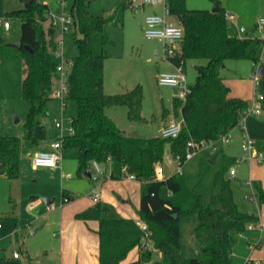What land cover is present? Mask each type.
Instances as JSON below:
<instances>
[{
  "label": "trees",
  "instance_id": "obj_1",
  "mask_svg": "<svg viewBox=\"0 0 264 264\" xmlns=\"http://www.w3.org/2000/svg\"><path fill=\"white\" fill-rule=\"evenodd\" d=\"M23 1V8L7 12L6 17L20 21L19 40L30 48L18 54L24 60L26 71L22 94L29 101L26 139L33 146L47 139V127L41 118L49 116V102L56 99L55 82L60 75L58 66L62 58L57 54L56 30L51 23L48 29L43 25L50 13L49 5L43 0ZM86 2L73 0L71 7L74 23L68 35L73 37L77 54L72 59L66 55L70 68L65 104L67 107V102H74L77 112L72 116L75 133L64 137L61 151L64 158L77 161L79 176L92 172L93 161L111 162L124 169L125 175L132 174L142 182L139 217L151 232L148 238L151 247L140 249L142 231L135 220L109 216V208L100 203L77 213L78 219L99 221V264H120L136 248L140 250L138 258L127 264H234V234L246 231L258 217L239 209L230 179L225 176L226 167L214 178L217 192L212 193L209 202L189 188L182 175L174 173L158 179L155 168L164 161L167 152L174 160L177 155L184 156L191 139L196 143L214 140L237 125L250 104L229 96L230 89L221 70L230 59L259 62L264 38L229 34L226 12L220 6L218 12H213L189 8L187 0H166L170 15L184 28L176 54L168 59L172 64L182 65L184 70L192 61L197 71L195 82L190 84L191 93L184 101L176 98L174 102L175 116L181 115L185 126L177 138L127 135L106 114V108L125 106L130 121H145L143 89L137 85L123 94L105 92L106 46L111 42L107 26L113 20L91 15ZM123 4L126 8L133 1ZM23 146L21 138L0 134V176L9 180L20 177ZM256 186L264 203V190ZM191 217L197 218L194 232L203 240L201 257L185 254L183 222ZM156 254H160V259L153 260ZM0 264L22 262L6 257L0 259Z\"/></svg>",
  "mask_w": 264,
  "mask_h": 264
},
{
  "label": "rangeland",
  "instance_id": "obj_2",
  "mask_svg": "<svg viewBox=\"0 0 264 264\" xmlns=\"http://www.w3.org/2000/svg\"><path fill=\"white\" fill-rule=\"evenodd\" d=\"M43 1L49 5L50 11L47 20L43 23L45 29H48L51 15L56 14L58 8L61 9L59 14L71 12L73 0ZM126 1L128 0H87L86 2V8L91 15L111 17L113 20L107 26V34L111 42L106 46L107 57L104 64L106 92L110 95L123 94L137 85H141L144 93L142 116L145 121H130L125 106H114L112 108L114 110L109 112L118 127L127 135L160 136L163 124L172 118L174 102L177 97L173 87L159 84L158 75L163 71H176V68L164 56L163 45L161 47L157 40L145 37L144 22L148 14H163V4L159 3L154 6L153 4H144L142 0H132L133 4L124 8L123 3ZM3 3L7 4V8L23 6V0H3ZM216 3L226 13L235 15L234 21L226 20L229 34L242 37L252 33L264 38V25L259 24L260 18L264 17V0H187L189 8L210 11L213 10ZM134 4L137 6H133ZM6 10L0 13V17H6ZM167 16L176 21L172 15ZM10 21L11 29L9 31L0 28V38L3 42L0 41V134L21 138L25 147L22 150V168L24 170L21 177L13 181L4 177L0 178V224L2 225L0 228V259L11 256L12 252L17 250L21 254L22 264H58L57 261H63L66 264H79L78 261L82 257H78L75 249L65 245L61 247L60 238L53 236L54 227L44 226L45 222L42 221L38 223L36 221L33 226H29V222L41 213L40 206L47 208L53 216L57 217L62 215L63 218H69L75 212L73 218L76 219V213L95 206L97 203L87 196V191L91 186L89 179L91 174L89 178L80 177L77 173L76 160L65 158L63 162L65 163L66 176L71 174L74 178L67 181L77 185V193H74L75 199L72 200L63 195L60 183L61 173L44 175L42 174L44 172L33 171L30 168L31 153H25L29 147L25 127L29 101L22 94V82L26 72L25 63L18 54L20 50L9 45L18 41L21 25L18 19L10 18ZM56 32H59L57 38L63 37L60 31L56 30ZM3 44L7 45L5 50H3ZM65 48L70 59L77 54L76 45L70 34H67ZM158 48H162V53L159 56L155 55V49ZM199 62L205 63V60ZM261 66H264V48L260 61L257 63L247 59L227 60L221 74L226 77L227 85L230 88L229 95L252 103L255 81L251 74L258 73ZM185 71L188 82L193 84L197 71L193 67L192 61L188 62ZM259 80L264 82V77ZM60 105L58 99L49 102L51 115H60ZM261 110L264 113V107H261ZM76 112V104L67 102L64 116L66 124L67 118L75 116ZM41 119L47 127L49 136L53 132L52 121L47 117ZM238 132L239 129L236 128L230 146L218 143L219 150L217 152H212L210 148L200 150L193 159L183 166L182 180L189 188L201 193L205 201L209 202L212 193L217 192L214 187V178L226 167L225 176L230 179V186L239 209L244 213L254 214L258 217V221L255 223L259 226L257 229H247L242 233L234 234V264H244L248 258L261 261L264 264V233L262 235L260 230V227L264 226V203L260 200L259 189L256 186L257 182L261 184L264 182V169L259 168L260 163L251 165L249 161H238L243 155L241 142L236 137ZM44 142L41 141L38 145ZM234 156H237L238 159L236 157L235 159ZM212 158H215L214 162H211ZM160 164L164 168V177L177 169L176 161L169 152L166 153L164 161ZM24 167H27L28 171L25 172ZM230 169L235 170V177L230 176ZM106 175L109 177L106 187L109 188V181L120 186L114 188V194L110 197L111 201H100L103 206L109 208L108 215L113 217L123 215V212L117 208L120 199L130 213L137 216L139 214L140 182L131 180L126 175L111 177L109 170ZM249 178L254 181V191L247 184ZM101 190L102 187H99V191ZM45 192H49V194ZM45 198H53L54 201L48 205ZM196 224L197 218L195 217L186 218L183 222V243L187 257L202 256L203 240L195 235ZM36 230L38 232L32 234ZM4 234L6 235L4 236ZM18 237L19 240H25L22 248ZM21 249L27 250L30 255ZM134 253L135 249L120 264H126ZM86 261L87 264H92L93 258L89 256L82 262Z\"/></svg>",
  "mask_w": 264,
  "mask_h": 264
},
{
  "label": "built area",
  "instance_id": "obj_3",
  "mask_svg": "<svg viewBox=\"0 0 264 264\" xmlns=\"http://www.w3.org/2000/svg\"><path fill=\"white\" fill-rule=\"evenodd\" d=\"M154 0H142L145 4H153ZM157 4L162 3L164 5L165 13H151L148 14L145 18L144 22V35L148 39H155L163 44V54L168 59L169 57H173L176 54V50L179 47L183 36H184V28L183 26L172 19L169 18L170 15L168 6L166 4V0H156ZM60 9V8H59ZM60 11L56 14L51 15V26L60 31L62 34V38L58 40V48L57 54L61 56L62 61L58 66L59 78L55 82V90L54 95L56 99H58L61 103V116L55 117L53 119L54 126L56 127L58 133L56 139L51 143L50 150H42L38 151L34 154L32 158V164L34 167H48V168H56L59 166V162L63 159V154L61 151L62 142L64 137L73 135L75 130L72 126V116L67 118V124L65 122L64 116L66 112V100L65 96L67 93V82L66 78L68 75V70L70 68V63L66 60L65 53V36L71 31L74 17L72 13L59 14ZM225 17L228 20H234L235 15L230 13H225ZM259 24L264 25V17H261L259 20ZM0 28L9 31L11 28V21L7 17H0ZM61 48V50H59ZM176 71L168 72L163 71L158 75V82L161 85L171 86L175 90V95L177 99L184 101L188 94L191 93V85L187 80V74L182 65H175ZM259 72V71H258ZM255 85L259 84V73H254L253 75ZM264 102V94L261 92H255L253 101L249 105L246 113L241 117L237 125L230 129L228 132L221 134L217 139L210 141H203L201 143H196L193 139H191L187 143L186 153L184 156L177 155L175 157V161L177 164V169L175 174L183 175L182 168L183 166L194 158V156L205 148H210L212 152H217L219 150L218 143L229 144L233 141V131L235 128H240L241 130V148L243 151L242 157L238 159L240 162L249 161L250 163L256 161L257 163L264 162V152L259 151L257 149L256 141L249 135L246 129V118L249 114H260L261 113V103ZM185 123L182 116L179 118L169 122L164 125L160 131V135L163 138H177L182 129L184 128ZM156 177L158 179L164 178V168L161 164H157L155 168ZM90 178L93 182L97 184H101L106 180V175L104 170L101 167V163L97 161H93L92 163V172L90 173ZM236 174L234 169H230V176L234 177ZM130 179H136L134 175H127ZM71 177V176H69ZM252 185V182H249ZM91 197L95 202H98L100 199L99 191L95 189L91 192ZM67 198V197H66ZM53 207V206H52ZM136 225L142 231V244L140 249H148L151 247V243L149 241V236L151 232L148 229V225L143 222L140 218L135 219ZM0 224V228H1ZM257 227L256 223H251L248 226V229H255ZM261 233L264 231V226L260 227ZM19 252H14V258H20ZM244 264H262L261 261L246 259Z\"/></svg>",
  "mask_w": 264,
  "mask_h": 264
},
{
  "label": "crops",
  "instance_id": "obj_4",
  "mask_svg": "<svg viewBox=\"0 0 264 264\" xmlns=\"http://www.w3.org/2000/svg\"><path fill=\"white\" fill-rule=\"evenodd\" d=\"M159 4V3H158ZM153 5H157V1L156 3H153ZM25 6V3L23 1V6L22 7H18V8H7V4L5 5L3 3V0H0V13L3 12L5 9L6 10V13L9 12V11H12V10H16V9H20V8H23ZM134 6V5H133ZM57 11V10H56ZM164 5H163V13H164ZM174 17V16H173ZM170 18V17H169ZM171 19V18H170ZM173 20V19H172ZM235 20V18H234ZM234 20H231V21H234ZM175 21V20H174ZM176 21L178 22V20L176 19ZM11 29V28H10ZM57 33L59 32H56L55 34V41H58L61 37L57 38ZM59 35V34H58ZM256 36V37H259V38H263V37H260V36H257L256 34H248L247 36ZM239 37V36H238ZM242 37H246V36H242ZM20 38V37H19ZM66 38H67V35L65 36V41H66ZM19 40V39H18ZM159 42V41H158ZM161 44V47H162V43L159 42ZM264 48V47H263ZM65 52H66V48H65ZM162 53V48H158V49H155V55L159 56L160 54ZM262 54V52H261ZM66 55H67V52H66ZM68 56V55H67ZM69 58V56H68ZM70 59V58H69ZM254 63V62H253ZM172 64V63H171ZM172 66L174 67V65L172 64ZM193 67H194V64H193ZM255 71V70H254ZM255 72H253L251 74V77H253ZM222 75V74H221ZM223 76V75H222ZM224 78V82L225 84L227 85V82H226V77L223 76ZM250 83V82H249ZM251 84V83H250ZM105 85H106V82H104V89H105ZM228 86V85H227ZM229 87V86H228ZM230 89V88H229ZM261 92L264 94V82L263 81H259V84L256 86L255 85V92ZM106 92V90H105ZM107 93V92H106ZM108 94V93H107ZM230 96V95H229ZM231 97V96H230ZM250 98V96H247ZM55 100V99H54ZM249 104H251V102H249L248 100H246ZM61 106V105H60ZM114 106H111V107H107L106 108V114L115 122L114 120V117L111 115V113L109 112L110 110H114L112 109ZM261 107H264V102L261 103ZM48 110H49V116H47L48 120L50 119L52 121V128H53V132L48 136L47 135V139L48 140H43L41 145H38V144H35V145H30L29 143V147L28 149L25 151L26 152H29L31 153V157L33 158L34 154L38 151H42V150H50L51 149V143L56 139L57 137V129L56 127L54 126V122H53V119L55 117H59L61 116V111H60V115H51L50 113V106H48ZM113 112V111H112ZM66 113V112H65ZM181 116V115H180ZM179 116V117H180ZM175 113L172 114V118L168 121H166L164 125L168 124L169 122L177 119L175 118ZM178 117V118H179ZM53 118V119H52ZM115 124L117 125V123L115 122ZM246 129H247V132L249 133V135L256 141V145H257V149L259 151H262L264 152V113H260V114H249L246 118ZM118 126V125H117ZM162 126V127H163ZM236 129V128H235ZM234 129V130H235ZM239 129V132L238 134L236 135V137L238 138L239 142H240V137H241V130L240 128ZM234 132V131H233ZM47 134H48V131H47ZM41 142V141H40ZM233 142V141H232ZM231 142V143H232ZM46 143V145H45ZM229 143V146L230 144ZM25 147V146H23ZM37 147L35 150L34 148ZM40 147V148H38ZM23 150V148H22ZM23 154V152H22ZM237 158V156H234V158ZM240 157V156H238ZM32 158H31V170L33 171H37V172H44L42 174H53V175H57V174H60L61 173V185H62V190H63V193H66V197L69 199V200H72V199H75L74 198V193H77L76 189H77V185L76 183H71L70 181H67V180H73V176L71 174L67 175L65 174V163L64 160L65 158L63 157V159L59 162V166L56 167V168H48V167H34L33 164H32ZM235 158V159H236ZM238 159V158H237ZM77 162V161H76ZM247 162V161H245ZM257 162L256 161H253L251 162L250 164L251 165H254L256 164ZM258 164V163H257ZM78 165V163H77ZM101 167L102 169L104 170L105 172V175L107 173V171L109 170L110 171V175L111 177H114L116 178L117 176L119 175H125V171L124 169H119L118 167L114 166L111 162H108V163H102L101 164ZM25 168V172L26 170L28 171V168L27 167H24ZM259 168L261 169H264V162L263 163H260V166ZM23 168H22V155H21V174H20V177L22 175V172H23ZM107 170V171H106ZM174 172L170 173V174H167L166 176L168 175H171V174H174ZM229 173H230V170H229ZM236 175V174H235ZM71 176V177H69ZM86 176L87 178H89V175H84ZM127 176V175H126ZM2 176H0L1 178ZM19 177V178H20ZM80 177H83V176H80ZM235 177V176H234ZM18 178V179H19ZM108 175H106V180L101 183V184H97L95 182H93L90 179V183H91V186H90V189L87 191V196H89V198H91V200L93 202H95L92 197H91V192L93 189L96 188L97 191H99V187H102V190L99 191L100 193V199L98 202H95V203H100V201H103V200H106V201H111L110 200V197L113 196L114 194V188H119V184L113 182V181H109V188L106 187L105 185L108 184L106 183V181L108 180ZM17 180V179H16ZM131 180H137V179H131ZM13 181V180H12ZM252 182V185L249 183V182ZM140 182V181H139ZM247 184L251 186L252 190L254 191L255 190V185H254V181L251 180L249 178V180L247 181ZM258 185L261 186V188L264 190V182L261 184L260 182L258 183ZM99 185V186H98ZM141 186H142V182H140V191H141ZM46 194H49V192H45ZM64 195V194H63ZM49 199H52V201L50 203H47L48 205H50L54 199L53 198H49ZM258 204V203H257ZM118 206V207H117ZM116 207L121 210L123 212V215L122 216H114V217H120V218H130V219H138L140 218L139 217V214L137 216H133L130 211L125 207V205L122 204V201L119 199L118 200V205ZM90 207H93V206H90ZM89 207V208H90ZM139 208H140V202H139ZM41 211V213L39 215H36V217H34L32 219L31 222H29V226H33L34 223H38L40 221L42 222H45V225L44 226H48V227H54L53 229L54 232H53V236L54 237H58L60 238V244H61V247L63 245H65L66 247H70L72 249H75L77 255H79L78 257L81 258V260L78 261L79 264H87V261L86 262H82L83 259H86L90 256L93 258V263L92 264H99V236H98V233H97V230L99 228V221L96 220V219H93V220H82V219H74L73 218V215L75 212H73L72 216L71 217H67V218H63L62 215H59V217L57 216H53L52 212H49L47 208H44L43 206H40L39 208ZM88 209V208H87ZM80 213V212H78ZM139 213V212H138ZM77 214V213H76ZM262 215V214H261ZM38 218V219H37ZM37 219V220H36ZM61 219V220H60ZM60 220V221H59ZM41 222V223H42ZM38 225V224H37ZM39 226V225H38ZM37 229H39V227H36ZM259 228V226L257 225L256 229ZM38 231H33L32 234H36ZM264 231L261 233L263 235ZM6 234H4L5 236ZM20 238L18 237V240ZM75 240V242H74ZM19 243H20V247H24V244H25V240H19ZM94 248L92 249L91 248ZM22 250V249H21ZM22 251H25L28 255H30L28 253L27 250H22ZM80 251V253H79ZM14 252H18L17 250L13 251L12 252V255L11 256H8V257H13V253ZM140 254V250L138 248L135 249V253L133 254V256L128 260L127 263H129L130 261L138 258ZM21 255V254H20ZM130 255V254H129ZM21 258V256H20ZM18 258V259H20ZM78 258V259H79ZM160 259V254H156L154 256V259L153 260H158ZM58 264H66L65 262L63 261H57ZM153 262V261H152Z\"/></svg>",
  "mask_w": 264,
  "mask_h": 264
},
{
  "label": "water",
  "instance_id": "obj_5",
  "mask_svg": "<svg viewBox=\"0 0 264 264\" xmlns=\"http://www.w3.org/2000/svg\"><path fill=\"white\" fill-rule=\"evenodd\" d=\"M26 1H32V0H26ZM153 2L156 3V0H154ZM134 6H137V5L134 4ZM218 10H219V5L216 3L215 7L213 8L212 11L213 12H218ZM59 11H60V9L58 8L56 12L58 13ZM9 45L12 46V47H15L16 49H18L20 51L23 50V49H30L28 46L23 45L21 40H18L16 42L10 43ZM258 73H259V77L260 78L264 77V66L260 67ZM214 159L215 158H212L211 162H214ZM88 175H90V173H88ZM45 201H46V203H50L52 201V199L45 198Z\"/></svg>",
  "mask_w": 264,
  "mask_h": 264
}]
</instances>
